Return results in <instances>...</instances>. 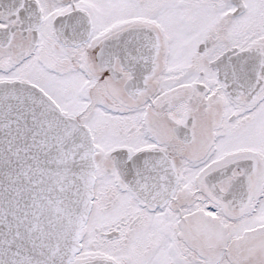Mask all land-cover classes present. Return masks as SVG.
I'll return each mask as SVG.
<instances>
[{
    "label": "snow or ice",
    "instance_id": "obj_1",
    "mask_svg": "<svg viewBox=\"0 0 264 264\" xmlns=\"http://www.w3.org/2000/svg\"><path fill=\"white\" fill-rule=\"evenodd\" d=\"M0 264H264V0H0Z\"/></svg>",
    "mask_w": 264,
    "mask_h": 264
}]
</instances>
